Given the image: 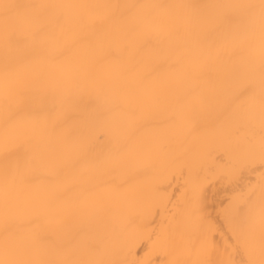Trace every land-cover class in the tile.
Segmentation results:
<instances>
[{
  "label": "bare ground",
  "instance_id": "obj_1",
  "mask_svg": "<svg viewBox=\"0 0 264 264\" xmlns=\"http://www.w3.org/2000/svg\"><path fill=\"white\" fill-rule=\"evenodd\" d=\"M0 264H264V0H0Z\"/></svg>",
  "mask_w": 264,
  "mask_h": 264
},
{
  "label": "rangeland",
  "instance_id": "obj_2",
  "mask_svg": "<svg viewBox=\"0 0 264 264\" xmlns=\"http://www.w3.org/2000/svg\"><path fill=\"white\" fill-rule=\"evenodd\" d=\"M225 186H228V185L225 184ZM228 187H229V186H228ZM242 193L245 194V191L242 192ZM226 200H228V199H227V198H224V199H223V201H222V206L226 205ZM239 254H241L240 256H242V255H243V252L241 251V253H239ZM238 259H239V256H238Z\"/></svg>",
  "mask_w": 264,
  "mask_h": 264
}]
</instances>
